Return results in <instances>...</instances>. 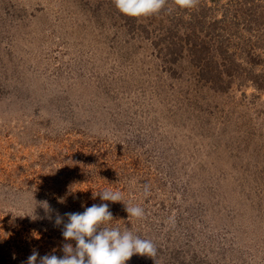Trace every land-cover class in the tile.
Listing matches in <instances>:
<instances>
[{"label": "rangeland", "instance_id": "rangeland-1", "mask_svg": "<svg viewBox=\"0 0 264 264\" xmlns=\"http://www.w3.org/2000/svg\"><path fill=\"white\" fill-rule=\"evenodd\" d=\"M101 1L0 0V264L62 257L56 214L101 203L157 247L126 264H264V92H206L139 29L90 21Z\"/></svg>", "mask_w": 264, "mask_h": 264}, {"label": "trees", "instance_id": "trees-1", "mask_svg": "<svg viewBox=\"0 0 264 264\" xmlns=\"http://www.w3.org/2000/svg\"><path fill=\"white\" fill-rule=\"evenodd\" d=\"M101 2L102 7L99 4L89 10L90 21L104 27L106 21L114 25L119 18L120 27L127 31L139 29L133 38L151 40L159 52L163 48L159 56L167 70L177 71L180 60L186 58L197 84L206 92L216 96L236 82L240 86L252 83L264 92V68L258 70L262 62L259 51L264 50V0H228L219 6V0H199L196 7L187 9L167 0L158 14L147 16V22L138 26L139 17L122 14L113 0ZM165 19L168 24L159 30L164 34L156 39Z\"/></svg>", "mask_w": 264, "mask_h": 264}, {"label": "clouds", "instance_id": "clouds-1", "mask_svg": "<svg viewBox=\"0 0 264 264\" xmlns=\"http://www.w3.org/2000/svg\"><path fill=\"white\" fill-rule=\"evenodd\" d=\"M198 2L199 0H174L178 7L185 9L196 7ZM113 3L124 15L147 17L158 14L167 0H113ZM147 191L145 185V194ZM97 195L102 201L123 202L120 191L105 189L93 194V198ZM124 204L129 217L144 218L145 210L142 207ZM41 206L46 212L51 211L46 201L42 202ZM64 217L67 218V223H64ZM48 219L51 220V216ZM111 220L113 215L107 203L93 204L82 213H65L63 217L57 213L54 224H63L64 240L74 241L75 246L72 243H64L61 249L62 257L55 254L39 256L38 251L33 250L24 264H126V261L137 254L155 259L157 247L151 239H142L127 229L121 231L119 228L103 226Z\"/></svg>", "mask_w": 264, "mask_h": 264}]
</instances>
